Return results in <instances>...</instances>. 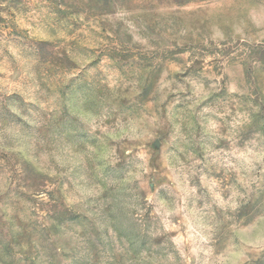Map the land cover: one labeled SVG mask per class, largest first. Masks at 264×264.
<instances>
[{"label":"rangeland","instance_id":"1","mask_svg":"<svg viewBox=\"0 0 264 264\" xmlns=\"http://www.w3.org/2000/svg\"><path fill=\"white\" fill-rule=\"evenodd\" d=\"M0 264H264V0H0Z\"/></svg>","mask_w":264,"mask_h":264}]
</instances>
